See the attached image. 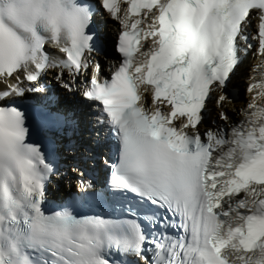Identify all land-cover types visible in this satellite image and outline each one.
<instances>
[{"label": "snow or ice", "instance_id": "snow-or-ice-1", "mask_svg": "<svg viewBox=\"0 0 264 264\" xmlns=\"http://www.w3.org/2000/svg\"><path fill=\"white\" fill-rule=\"evenodd\" d=\"M0 264H264V0H0Z\"/></svg>", "mask_w": 264, "mask_h": 264}, {"label": "bare ground", "instance_id": "bare-ground-1", "mask_svg": "<svg viewBox=\"0 0 264 264\" xmlns=\"http://www.w3.org/2000/svg\"><path fill=\"white\" fill-rule=\"evenodd\" d=\"M237 83H238V85H240L238 88L241 89V91H242V82L238 81ZM238 88H236V89H238ZM244 99H246V97L243 95V92H242L239 100L233 101V104H235L236 107H240V105L243 104ZM230 107H231V105H230ZM67 187H68V185H65V188H67ZM54 188H55V190H57V186L54 185Z\"/></svg>", "mask_w": 264, "mask_h": 264}]
</instances>
